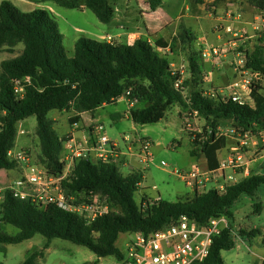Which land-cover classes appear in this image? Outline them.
<instances>
[{
    "label": "trees",
    "instance_id": "1",
    "mask_svg": "<svg viewBox=\"0 0 264 264\" xmlns=\"http://www.w3.org/2000/svg\"><path fill=\"white\" fill-rule=\"evenodd\" d=\"M146 2L152 11L161 4V0ZM55 3L68 9L86 8L103 24L110 23L115 12L108 0H55ZM250 3L259 11L264 10V0H250ZM63 40L51 12H22L9 0L0 3V48L14 53L16 47H22L18 56L0 63V170L18 167L8 160L7 152L15 147L18 124L34 116L40 145L38 166L50 175L61 176L65 169L61 158L69 135L58 134L49 113L71 110L74 116L69 121L73 124L79 121L80 114L93 113L104 105L115 103L126 92H129L127 98L144 104L140 109L128 111V117L135 124L152 123L158 118L162 105L178 104L197 111L214 131L219 121H232L234 128L244 135L264 130V86L259 83L250 87L252 105H239L231 99L222 101L219 96H205L201 90L191 91L186 103L181 88L175 85L180 80L187 87L198 83L203 68L200 50H190V77L183 79L172 69L171 59L144 38L136 39L131 45L114 40L79 38L74 43L72 58H67ZM259 42L263 43V40L259 39ZM262 43L245 52V69L264 75ZM176 46L175 38L170 47L176 49ZM15 82H20L22 97L14 90ZM226 144L225 137L211 136L200 144V148L191 144L190 155L203 157L207 168L215 170L217 154ZM141 181V173L137 170L123 174L115 163L76 160L61 181L65 197L72 198L69 201L72 204H79L96 196L109 206L107 214L90 223L76 213L53 205H35L5 191L0 202V223L17 228L18 233L12 236L0 230V252L4 251L3 245L19 244L40 234L46 239L42 249L28 253L21 264H36L44 257L52 239L85 247L98 259L113 257L120 260L123 254L116 242L121 234L140 232L149 235L173 224L182 215L200 225L226 215L229 228L213 238L203 263L224 264L221 253L234 247L233 233L242 238L260 234L256 229L235 231L232 208L242 196L256 198L259 190L264 188L263 174L248 175L226 186L223 192L215 189L205 193L194 191L191 197L176 202L151 199L146 194L136 202L134 194ZM253 209L259 214L262 206L254 203Z\"/></svg>",
    "mask_w": 264,
    "mask_h": 264
},
{
    "label": "rangeland",
    "instance_id": "2",
    "mask_svg": "<svg viewBox=\"0 0 264 264\" xmlns=\"http://www.w3.org/2000/svg\"><path fill=\"white\" fill-rule=\"evenodd\" d=\"M2 1L0 0V3ZM9 1L22 12L34 10L51 12L64 37L63 45L67 58L73 57L74 43L79 38L97 41H107V38H110L112 41L128 44L127 36L135 35L138 38L149 39L159 53L174 58L171 61L175 65L176 71L181 69V65H184V73L181 76L183 79H189L188 56L190 50H199L201 46L220 47L222 55L219 63H209L202 60V76L196 85L183 86V80H181V93L186 103H188L187 98L191 91L201 90L205 96H208L220 89L225 91L226 87L233 81L243 79L244 76H241L239 71H234L235 63L242 58L243 52L252 51L256 45L262 43L259 42V39L263 40L262 44L264 45V27L254 29L252 24L253 18L259 13V10L250 3V0H216L214 3L204 0H198L200 2L196 0H161L160 6L155 11H152L146 0H108L115 11L112 21L108 24L99 22L95 15L86 8L68 9L60 7L55 3V0ZM83 1L80 0V2ZM216 6L224 7L223 14L221 11L215 14ZM236 7L238 8L236 12L245 13L241 16L243 17L241 23L237 25L234 20L224 22V27L229 26L232 33L222 34L221 32L218 38L216 33L217 18L226 15ZM196 8H203L204 12L198 11L196 13ZM207 13L215 15L214 18H208ZM195 14L196 17H201L199 25L188 18ZM149 19L157 21L158 24L167 21L171 25L162 29L158 36L150 38L146 32V28H149ZM123 26L129 31L127 35H124ZM200 26L203 27V30H199ZM175 38L177 39V46L176 49H172L170 43ZM21 50L22 47L18 46L14 53H9L4 47L0 48V63L18 56ZM257 83L264 86L263 80H259ZM224 95L226 97V92ZM241 95L247 104L252 105L251 99L245 92H241ZM127 100L130 101L129 98H125L98 108L93 113L83 114L79 119V126L86 129L94 120L97 121V124L103 126V134L110 141L116 142L119 148L130 144L123 142L124 136H128L132 145L135 146L132 147L133 151L138 150L135 139L144 138L150 142V161L142 163L140 158L135 157L130 165L131 168H137L142 176L139 188L134 194L136 202L140 201L142 194H146L151 199L161 198L169 202L191 197L194 190L187 186L176 173L186 174L193 161L199 166L202 164L200 160L203 157H191V144L200 148V144L211 136L213 138L223 136L228 141V147L222 150V156H224L222 159H226L232 154L231 148L238 146L240 140H246L247 144L241 146L240 149L248 154L249 159L257 160L255 161L256 168L258 166L256 170L255 168L252 170V165L250 167L249 164V175L264 173L263 164L259 159L264 154V130L258 134L248 132L245 137L244 134L239 133L234 128L232 121H219L217 129L214 131L199 115L194 116L192 109L183 108L178 104L162 105L156 116L158 118H154L152 123L135 124L128 117V111L140 109L144 104L131 100L133 106L129 107L126 104ZM73 116L74 112L71 110L51 111L49 113V119L53 121L54 129L62 137H67L68 131L75 127L69 121ZM184 117L192 118L189 129L184 124ZM19 130H22L24 134L19 135ZM35 131L36 119L34 116L20 122L17 126L14 148L25 151L31 163L38 165L40 145ZM93 161L91 160V162ZM161 162H164L166 166H162ZM131 168L121 167L119 170L126 174ZM240 171L236 170L239 174L228 171V174L235 179L229 180L228 185L247 177H244ZM21 174L19 167L14 170H0V189L4 190L11 186L20 179ZM218 185H226V182L218 181L215 183L211 181L206 183L208 189ZM254 203H259L262 206L259 214L254 212ZM110 210L113 209L110 208ZM232 212L235 231L243 229L249 232L256 229L260 234L253 238H242L235 235L234 247L221 253L224 264H264V243L262 242L264 239V188L259 190L254 199L242 196L233 206ZM0 230L12 236L18 233L17 228L3 223H0ZM128 239L129 234H121L116 242L117 247L123 250ZM45 242L44 237L36 234L30 240L19 244L3 245L4 251L0 252V264H21L28 253L41 250ZM116 262L113 257L98 259L85 247L61 239H52L48 249L44 251V257L38 259L36 264H116Z\"/></svg>",
    "mask_w": 264,
    "mask_h": 264
},
{
    "label": "built area",
    "instance_id": "3",
    "mask_svg": "<svg viewBox=\"0 0 264 264\" xmlns=\"http://www.w3.org/2000/svg\"><path fill=\"white\" fill-rule=\"evenodd\" d=\"M227 15L228 18H232L230 14ZM253 19L254 29L264 27V10L259 11ZM217 20L216 33L218 38L221 32L222 34L232 33V29L229 26L224 27L223 23L226 20L223 17L219 16ZM234 35H237V33H234ZM136 39L138 37L135 35L127 36L129 45ZM110 41L112 40L107 38V42ZM199 50L202 60L209 63H219L222 55L220 47L201 46ZM242 54V58L235 63L234 71H239V74L244 76V78L233 81L226 87L225 91L220 89L208 96H219L222 101L231 99L239 105L247 104L242 98L241 92H245L249 96L251 85L257 84L259 80L264 81V75L245 69L246 54L245 52ZM171 67L176 71L174 64H171ZM180 68L176 72L182 75L184 73V65H181ZM180 85L181 80L176 83L175 87L181 88ZM14 90L19 97L23 96L20 82H15ZM225 92L227 94L226 97L224 95ZM128 95L129 92H126V95L120 99H127ZM126 103L129 107L133 106L131 100H127ZM192 111L194 116L198 115L197 111ZM191 120L192 118L190 117H184V124L188 129L191 127ZM18 132L19 135L24 134L22 130ZM123 142L125 144L130 143L127 146H129L128 149L131 156L140 158L142 163L150 161L151 154L149 149L151 144L147 139H135L138 144L137 151L132 150L133 145L128 136L123 137ZM246 144V140H240L238 146L231 148L232 154L220 161L215 170L201 168L198 164L193 163L186 174L176 173V175L187 186L198 193H205L210 190L206 186L208 182H226V185H218L211 188L223 192L225 187L228 186L227 182L232 180L231 176H226L227 170L233 172L241 170L245 176L249 175L251 159L240 149L242 148L241 146ZM64 147L65 150L61 160L65 163V171L61 176L50 175L42 167L31 163L25 151L15 148L10 149L7 152V158L17 164L22 174L20 179L11 186L4 190L0 189V202L2 201L3 193L9 191L14 198L19 200H28L32 204L40 206L53 205L66 212L81 215L87 223L93 222L95 219L107 214L109 212L107 202L100 200L96 196L86 203L72 204L69 202L70 200L72 201V198L67 199L65 197L61 181L67 177L74 162L78 159L119 164L121 158L119 146L103 134L102 125L95 124L81 138L69 137L64 143ZM161 165L166 166L164 162H161ZM229 223V218L226 215L212 218L205 225H200L195 220L182 215L173 224L149 235L140 232L131 233L124 249H121L123 258L116 260V264H203L209 254L213 238L219 236L223 230L228 229ZM233 235L235 236L234 233Z\"/></svg>",
    "mask_w": 264,
    "mask_h": 264
},
{
    "label": "crops",
    "instance_id": "4",
    "mask_svg": "<svg viewBox=\"0 0 264 264\" xmlns=\"http://www.w3.org/2000/svg\"><path fill=\"white\" fill-rule=\"evenodd\" d=\"M197 2H200V1H198V0H196ZM205 2H209V3H214L216 0H204ZM202 9V10H201ZM217 9V10H216ZM237 7L236 8H233L232 10H230L229 11V13H227V14H230L231 16H232V18H228V15L226 14V15H221V17H223L226 21H228V20H234L235 21V24H240L241 23V18H243V17H241V16H243L245 13H243L242 11H238V12H236L237 11ZM215 10H216V12H215V14L216 13H218L219 11H221V14H223L222 13V11H224V7H222V6H220V7H215ZM198 11H203L204 12V9L203 8H196V13L198 12ZM207 15V17L208 18H214V16H212V15H210V14H206ZM197 15L195 14V15H193V17H188L189 18V20H192V21H194V23H196L197 25H199V20H200V16L199 17H196ZM246 18H248V16H246ZM245 18V19H246ZM151 19H149V28H146V32H147V35H148V37H150V38H152V37H154V36H158V33L162 30V29H164V28H166L167 26H169V25H171L170 23H168L167 21H165L164 23H162V24H158L157 23V21H153V20H151ZM157 27V28H156ZM122 28H124V35L126 34H128L129 33V31H127L126 30V28L123 26ZM199 30H203V27H199ZM123 35V34H122ZM117 36H119V35H117ZM103 37V36H102ZM100 39H103V38H100ZM148 41L150 42V40L148 39ZM171 54H173V53H171ZM171 60L172 59H174V58H171V57H169ZM122 99H120V100H118V101H121ZM127 104V103H126ZM105 106V105H104ZM104 106H102V107H104ZM128 107V106H127ZM101 108V107H100ZM86 113H89V112H86ZM83 114H85V113H82V114H80V119H81V117H82V115ZM80 121V120H79ZM79 121L78 122H76V123H73L74 125H75V127H72V129L70 130V131H68V134H69V137H71V136H74V137H79V138H81L83 135H86L87 134V131L89 130V128H90V126H92V125H95V124H97L98 122L97 121H93L89 126H88V128H86V129H82V128H80V126H79ZM72 124V125H73ZM82 129V130H81ZM86 130V131H85ZM179 144V143H178ZM128 147L129 146H121L120 147V150H121V158H120V160H119V164H117L118 165V168L120 169L121 167H123V168H131L130 167V165H131V163L133 162V159L135 158V156H131L130 155V153H129V149H128ZM133 147H135V146H133ZM228 147V141H227V144H226V147L225 148H227ZM224 148V149H225ZM191 149V148H190ZM223 150V149H222ZM222 150L221 151H219L218 152V154H217V157H218V163L220 162V161H222V160H224V159H222V158H224V156H222ZM227 151V150H226ZM247 154V153H246ZM247 156H248V154H247ZM200 159V158H199ZM260 160H261V164H263V166L262 167H264V154H263V156L261 157V158H259ZM202 161V166H201V168H207V164H206V161H205V159L204 158H201V160H200V162ZM255 161H257V160H251V162H250V167H251V165H252V170H253V168H255V170L258 168V166H257V168H256V165H255ZM199 162V163H200ZM193 163H196L195 161H193L191 164H190V166L193 164ZM255 165V166H254ZM137 170V168H131V169H129L130 171L129 172H126V174H128V173H130V172H132L133 170ZM121 171V170H120ZM228 171L229 170H227L226 171V176H231L232 177V175H229L228 174ZM233 174H239V172L237 173L236 171H231ZM240 172H242V171H240ZM242 174H243V172H242ZM258 174V173H257ZM261 174H263L264 175V173L262 172ZM243 176L245 177V175L243 174ZM232 179H233V177H232ZM233 180H235V179H233ZM154 199H156V198H154Z\"/></svg>",
    "mask_w": 264,
    "mask_h": 264
}]
</instances>
